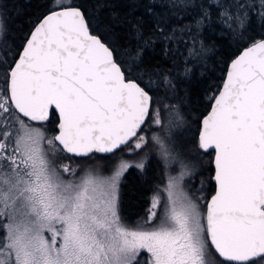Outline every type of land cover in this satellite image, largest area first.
I'll return each instance as SVG.
<instances>
[{"label":"snow or ice","instance_id":"snow-or-ice-1","mask_svg":"<svg viewBox=\"0 0 264 264\" xmlns=\"http://www.w3.org/2000/svg\"><path fill=\"white\" fill-rule=\"evenodd\" d=\"M53 2L59 10L34 29L3 74L0 217L7 222L0 225V264H138L142 252L146 264H207L209 244L227 264L264 261V40L231 62L203 119L199 147L215 153L206 213L171 178L159 224L128 230L116 212V181L131 165L121 161L109 181L91 175L65 181L61 172L73 173L71 165L48 158L40 148L44 135L30 122L56 115L58 134L48 144L88 156L142 149L148 143L142 126L149 118L159 124L158 113L149 91L127 78L115 48L90 31L79 8ZM217 7L232 18L228 5ZM152 140L162 156L173 151L167 136ZM159 204L153 197L152 218Z\"/></svg>","mask_w":264,"mask_h":264},{"label":"trees","instance_id":"trees-1","mask_svg":"<svg viewBox=\"0 0 264 264\" xmlns=\"http://www.w3.org/2000/svg\"><path fill=\"white\" fill-rule=\"evenodd\" d=\"M58 2L82 9L91 32L115 48L118 61L125 64L127 78L137 80L151 93L152 107H160L164 121L169 117L166 112L177 108L178 120L183 123V128L176 134L179 135V148L208 162L209 196L214 190L211 179L213 151L199 147L201 119L223 83L229 62L245 46L264 37V16L261 15L264 10L259 7V0ZM240 3H254L256 7L238 9L236 5ZM217 4L228 5L232 18L221 15L224 8ZM54 9L57 7L53 0H0V92L5 87V69L17 59L37 22ZM238 15L240 20L236 19ZM150 120L140 133L146 131ZM30 123L44 127L46 135L54 137L58 118L51 115L47 122ZM162 126L161 134L165 124ZM152 143L150 141L145 148L149 153L144 166H130L120 181L119 208L127 224L147 214L150 198L161 182L162 165L153 150L151 152ZM129 146L110 154L93 152L88 156H72L59 152L56 147L52 149L57 163L95 166L108 172L120 157L125 156ZM4 223L5 218L0 217V225ZM209 247L220 261H224L210 244ZM147 260L146 253L142 252L138 264H146Z\"/></svg>","mask_w":264,"mask_h":264},{"label":"rangeland","instance_id":"rangeland-1","mask_svg":"<svg viewBox=\"0 0 264 264\" xmlns=\"http://www.w3.org/2000/svg\"><path fill=\"white\" fill-rule=\"evenodd\" d=\"M0 34H1V23H0ZM151 111L155 114L158 113V118L160 120L159 124L150 120V123L146 126V131L144 133H140L139 135H143L148 143L142 149H134L131 145L127 148L125 152V156L120 157L119 160L114 164V166L108 172L101 171L98 167L89 166V167H80L77 164H70L69 162L65 163H57V164H70L73 169V173H63L61 172L62 179L65 181H74L79 182V180L83 177L91 175L94 178H99L105 181H109L115 174L118 169V166L121 161H126L129 165H137L142 163L143 166L147 160V151L146 146L149 142H153V135L158 136H167L168 139L171 140V146L173 151L167 156L164 157L161 155L158 147L155 143H152L151 152L153 150V154L159 159L162 165V177L161 182L154 190L150 198V205L147 211V214L141 217L139 220L131 221V224H127L123 221L120 208V181L125 173L117 179L116 181V212L119 217L120 224L128 230H152L156 227L160 222V217L164 214L165 205L168 202V184L171 178H178L180 190L185 193L189 198L194 199L195 202L199 204L200 211L202 214L205 213L206 202L209 194V172H208V162L205 159H201L197 156H194L192 152L186 151L183 152L179 148V139L176 135L179 133L181 128H183V123L178 120L177 116V108L173 107L172 109L166 112V115L169 117L164 121L162 119V111L159 106L152 107ZM165 124L163 129V133L160 131L163 128L162 124ZM38 127L43 135L44 140L40 144V148L47 154L48 158L54 160L56 158V153L54 146L48 144V140L52 137L46 135L45 128L41 126ZM135 143V139L131 142ZM141 168V167H140ZM183 173V175H182ZM159 197L160 204L155 209L156 217L152 218L151 213L153 211V197ZM5 222H7L5 218ZM45 235H49L45 233ZM146 253V252H145ZM147 258L149 259L148 254L146 253ZM207 264H225L226 262L220 261L213 253L210 247L208 246V250L205 257ZM223 260V259H222ZM227 264V263H226ZM257 264H264V261H257Z\"/></svg>","mask_w":264,"mask_h":264},{"label":"water","instance_id":"water-1","mask_svg":"<svg viewBox=\"0 0 264 264\" xmlns=\"http://www.w3.org/2000/svg\"><path fill=\"white\" fill-rule=\"evenodd\" d=\"M71 6H74V7H78V6H76V5H71ZM79 8V10L83 13V11H82V9L80 8V7H78ZM56 10H59L58 8L57 9H54V10H52V11H50V12H48L46 15H44L38 22H37V24L34 26V28L32 29V31L30 32V34H29V36L27 37V39H26V41H25V43H24V45H23V47L26 45V42H27V40L30 38V36H31V33L34 31V29L48 16V15H50L51 14V12H53V11H56ZM84 14V13H83ZM85 16V15H84ZM85 20H86V18H85ZM86 22H87V20H86ZM91 31V30H90ZM94 34V33H93ZM95 35H97V34H95ZM100 37V36H99ZM261 40H264V37L263 38H260V39H258V40H256V41H254V42H252V43H250L249 45H247V46H245L230 62H229V64H228V67H227V70H228V68H229V66H230V64H231V62L233 61V60H235V59H237L242 53H243V51L247 48V47H249V46H251L253 43H255V42H260ZM23 47H22V49H23ZM22 49H21V51H20V53L22 52ZM17 59H18V57H17ZM16 59V60H17ZM226 73H227V71H226ZM226 78V74H225V77H224V79ZM129 79H131V78H129ZM135 80V79H134ZM137 83H139L137 80H135ZM224 81V80H223ZM222 85H223V83H222ZM222 85H221V87H220V89L218 90V92L216 93V95H218L219 94V91L222 89ZM142 86V85H141ZM143 87V86H142ZM146 89V88H145ZM147 90V89H146ZM148 91V90H147ZM149 94L151 95V93L149 92ZM215 95V96H216ZM151 97H152V95H151ZM213 103H214V100L212 101V103H211V106H210V109L208 110V112L202 117V119H201V123H200V130H199V133H198V138H199V134H200V131H201V129H202V122H203V119L210 113V111H211V107H212V105H213ZM51 117V116H50ZM50 119V118H49ZM49 121V120H48ZM45 122H47V121H45ZM144 126V125H143ZM142 126V127H143ZM58 134V123H57V130H56V132H55V134H54V136L55 135H57ZM121 147H123V146H121ZM208 151H210V150H208ZM211 151H213V150H211ZM101 154H110V153H101ZM90 155V154H89ZM214 155H215V153H214V151H213V156H212V167H213V173H212V176H211V179H212V177L214 176ZM212 181L214 182V180L212 179ZM214 189H215V182H214ZM212 195H214V190H213V192L209 195V197H208V199H207V202L210 200V198H211V196ZM207 202H206V204H207ZM206 207H205V213H206ZM223 259V258H222Z\"/></svg>","mask_w":264,"mask_h":264},{"label":"flooded vegetation","instance_id":"flooded-vegetation-1","mask_svg":"<svg viewBox=\"0 0 264 264\" xmlns=\"http://www.w3.org/2000/svg\"><path fill=\"white\" fill-rule=\"evenodd\" d=\"M221 258V257H220ZM226 264V263H225Z\"/></svg>","mask_w":264,"mask_h":264}]
</instances>
